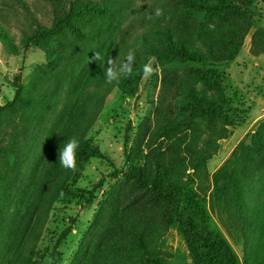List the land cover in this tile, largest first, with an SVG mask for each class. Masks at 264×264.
Instances as JSON below:
<instances>
[{
    "label": "trees",
    "instance_id": "trees-1",
    "mask_svg": "<svg viewBox=\"0 0 264 264\" xmlns=\"http://www.w3.org/2000/svg\"><path fill=\"white\" fill-rule=\"evenodd\" d=\"M256 1L156 0L154 10L143 14L145 30L119 39L135 0H71L50 27L37 25L27 35L25 50L41 51L45 61L26 86L16 85L9 107L22 127L0 149V264L60 259L58 247L69 229L43 254L38 248L58 203L97 206L69 264H161L159 246L172 227L191 264H264V198L249 222L242 195L247 180L264 168V121L212 177L207 170L235 122L226 70L252 29L250 53H264ZM156 8L164 16L148 19ZM0 40L17 51L1 26ZM129 50H136L132 75L106 83L108 59L123 61ZM96 52L100 61L93 59ZM145 63L155 69L148 78ZM140 88L151 109L135 136H125V168L119 169L87 136L114 89L133 97ZM72 137L79 140L74 171L58 161ZM94 161L109 171L82 186ZM212 212L244 243L250 227L258 230L254 260L240 261L212 225Z\"/></svg>",
    "mask_w": 264,
    "mask_h": 264
},
{
    "label": "rangeland",
    "instance_id": "rangeland-1",
    "mask_svg": "<svg viewBox=\"0 0 264 264\" xmlns=\"http://www.w3.org/2000/svg\"><path fill=\"white\" fill-rule=\"evenodd\" d=\"M71 0H0V26L8 31L17 51L0 40V149L6 148L15 132L21 131L18 117L9 112L14 104L17 84L26 86L36 67L42 66L45 55L37 49L25 50L24 39L37 25L50 27L56 12L67 10ZM156 0H135L128 9V16L119 39L140 34L145 30L143 14L154 10ZM260 17L256 27L264 29V0H257ZM57 7V9H56ZM254 29L245 38L243 47L236 59L226 70L224 86L227 96L232 100L235 122L229 128V135L218 142L217 152L207 163L209 175L220 168L236 146L247 134L254 133L258 124L264 121V53L253 56L250 53ZM160 70L158 68L157 75ZM157 92V89H156ZM156 95V93H155ZM146 93L139 89L133 97L123 95L114 89L105 99L103 107L89 131L88 138L94 146L105 154L116 168H125L123 142L133 138L138 127L150 111ZM18 124L20 126H18ZM21 140V136H18ZM109 167L100 161H94L83 172L82 186L90 185L102 175L106 176ZM106 183L111 184L106 178ZM102 192V191H101ZM100 192V193H101ZM242 195L248 212V221L255 220V211L264 198V168L251 177L242 187ZM97 206L80 207L76 203L56 204L49 220L42 230L38 248L42 252L50 248L52 241L63 231L69 229L58 251L60 259H47L45 264H69L77 252L78 246L92 223ZM211 223L217 227L231 245L240 261L254 260L258 254V230L249 228L246 242L240 232L225 226L215 213L210 214ZM161 264H191L188 249L175 227L162 238L160 243ZM40 264V263H39ZM43 264V262H42Z\"/></svg>",
    "mask_w": 264,
    "mask_h": 264
},
{
    "label": "clouds",
    "instance_id": "clouds-1",
    "mask_svg": "<svg viewBox=\"0 0 264 264\" xmlns=\"http://www.w3.org/2000/svg\"><path fill=\"white\" fill-rule=\"evenodd\" d=\"M164 16V10L162 8H156L153 15H150L148 19H155ZM137 45V49H139ZM136 50H129L125 59L119 61L115 58H109L107 61V67L105 69V81L106 83L119 82L123 78H127L132 75V69L136 62ZM94 60L100 61V53L96 52L93 57ZM155 69L150 63L143 65L144 78L150 77L154 74ZM79 147V140L75 137L70 138L64 143L63 147L59 149L58 161L61 167L74 171L76 168V153Z\"/></svg>",
    "mask_w": 264,
    "mask_h": 264
}]
</instances>
